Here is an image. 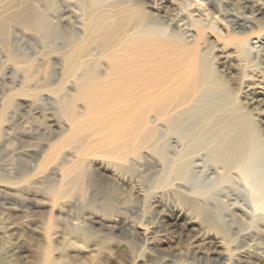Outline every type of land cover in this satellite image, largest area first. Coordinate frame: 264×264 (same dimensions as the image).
Listing matches in <instances>:
<instances>
[{
    "label": "bare ground",
    "instance_id": "1",
    "mask_svg": "<svg viewBox=\"0 0 264 264\" xmlns=\"http://www.w3.org/2000/svg\"><path fill=\"white\" fill-rule=\"evenodd\" d=\"M206 3L214 5L213 0ZM154 5L140 0H0L1 48L10 49V37L13 39L16 30H23L31 60L60 66L59 71L50 69L33 81L34 84L27 83L25 89L8 87L10 93L4 99L2 96L0 102V145L7 133L1 127L6 111L26 103L15 97H30L32 114H43L36 104L42 97L32 90L38 87L40 92L51 95L55 113L66 119L58 123L54 131L57 139L48 144L50 151L42 158V162H49L60 149L68 148L59 162L50 167L55 175L60 173V182L83 192L88 159L96 155L107 158V165L116 172L114 180L122 185L143 180L145 170L149 173V168L155 170L165 163L174 183L166 192L183 208L188 221L193 218L204 227L201 234L204 239L209 238L215 244L214 237L217 238L224 249L219 255L228 253L224 258L228 264H264V215L250 210L251 205L247 210L233 202L228 204L226 197L206 195V191L195 189L191 183L197 168L195 163L200 160L204 167L199 168L224 177L220 182L235 199L244 202L250 199L255 203L261 196L264 198L263 191L261 195L255 194L263 188L264 165L250 141V128L239 127L240 119L233 110L223 111L228 105L227 95L219 87L217 78L211 76L202 54V45H207L206 26L193 24L191 39L184 38L176 33L183 29L167 15L150 16L146 8H155ZM222 7L220 12L229 26L224 40L234 38L235 34H246L252 28V22L238 13L231 1H224ZM221 38L217 36V40ZM13 55L11 58L21 62ZM26 63L20 65L25 75L32 69L31 62L26 60ZM32 79L35 77L29 78L28 74L19 82ZM217 111L226 113L225 120L219 119ZM15 112L10 111L8 115L14 116ZM41 126L48 128L51 124L45 122ZM54 187L48 183L45 188L53 193ZM166 192L161 191L159 195ZM66 194L67 191H60L51 198L57 201ZM14 195L6 189L0 190L2 201L11 200ZM135 195L141 192L136 191ZM152 202L154 206L163 205L157 196ZM174 215L168 224L172 228L180 227L184 220L179 213ZM159 223L157 219L153 222L151 233L165 235L166 229ZM4 227L5 230H0V240L6 236L8 227ZM156 243L151 240L147 248L153 252L158 250ZM52 250L53 246L49 245L37 264H56ZM251 256L253 260L249 259ZM10 257L8 260L4 257L0 264H13Z\"/></svg>",
    "mask_w": 264,
    "mask_h": 264
},
{
    "label": "rangeland",
    "instance_id": "2",
    "mask_svg": "<svg viewBox=\"0 0 264 264\" xmlns=\"http://www.w3.org/2000/svg\"><path fill=\"white\" fill-rule=\"evenodd\" d=\"M140 1L154 3L155 8H146L150 16L159 18L167 15L173 19V23L183 29L182 32L177 30L176 33L184 38L191 39L193 24L206 26L207 45H202V54L205 62L208 63L211 76L217 78L219 87L227 95L229 107L226 105L227 108L223 111L233 110L240 119L239 127L247 130L250 128L248 130L251 135L250 141L257 148L256 156L259 162L264 165V0H227L232 2V7L239 14L252 22V28L247 29L246 34H235L237 37L233 35L234 38L229 40L223 39L229 26L225 15L220 12L226 0H213L214 5L207 4L206 0ZM217 36L222 38L217 40ZM9 41L10 49L0 46V102L10 93L9 88L12 86L14 90L25 89L27 83L34 84L36 79L46 75L50 69L60 70L58 64L38 63L31 60L32 54L23 30H16L15 36L13 39L10 37ZM32 46L35 50L38 49L35 44ZM13 54L17 55L21 62L16 58L13 59L14 57L11 58ZM26 60L32 64L31 71L26 75L29 74V78L31 76L35 79L21 84L19 81L26 78V75L22 73L20 65L27 64ZM5 68L10 70H4ZM32 72L34 73L31 74ZM37 89L39 88L32 87V90L38 92L35 94L42 97L41 101H36V104L39 106L40 114L42 112L43 114H32L34 110L32 111L33 108L29 103L32 99L18 96L15 100L26 102L25 105L22 104L16 110L9 108V112L16 111L15 115H8L7 110L6 121L4 120L1 126L7 133L0 145V190L6 189L15 195L11 200H0V230H5L4 226L8 227L6 236L0 240V260L4 257L8 260L12 256L13 264H37L50 245L54 249L51 251V256L56 264H228L224 258L229 254L224 252V256L219 255L224 249L219 245L217 238L209 235L214 237L215 244L209 241V238L204 239L202 236L204 227L193 218L188 221L183 208L179 203L177 204L171 194L166 192L174 187L172 186L174 183L173 175L165 168V163L162 167L167 170L166 174L162 167L155 170L149 168V173L145 170L142 174L143 180L138 179L132 182V185H122L114 180L116 172L110 169L109 164L107 165V158L96 155L88 159V176L84 180L83 192L78 187L60 182V173L55 175L50 167L53 163L59 162L68 148L60 149V152L49 162H42V158L50 151L48 144L57 139L54 131L57 130L58 123L66 119L55 113L51 95H46V92ZM217 113L220 120L225 118L226 113L223 114L222 111ZM40 122L42 124L48 122L51 127H43ZM69 159L73 160L71 157ZM201 162L196 161L197 168L191 179L195 189L206 191V195L211 193L214 196H222V199L226 197L227 199L224 200L228 204L233 202V205L247 210L251 205L250 210H256L257 213L264 215L262 196L256 200V205L251 203L250 199L248 202L245 201L246 203L241 199H235V196L220 182L224 177L212 173L207 168L205 170ZM200 166L203 167L199 168ZM124 176L128 177L127 174ZM117 181L119 182L118 179ZM262 182L264 183L263 176ZM48 183L54 184L53 193L45 188ZM261 186L263 188L257 189L256 196L259 195L257 193L262 194L260 191L264 192V184ZM136 187L141 189L138 190ZM64 190L67 191L66 196L53 201L51 196ZM183 190L188 193L187 190ZM136 191L141 192V195H135ZM161 191L166 193L160 196ZM156 196L163 205L154 206L152 200ZM140 198L141 202H139ZM133 203L135 205H132ZM149 206L153 209L150 210ZM135 209L136 212L138 211L137 215ZM178 213L180 219L184 220L183 224L172 228L168 221ZM156 219L162 229H166V236H156L155 232L151 233L152 224ZM211 233L215 235L213 231ZM151 240H156L158 245V250L154 252L147 248V243ZM249 259L254 258L251 256Z\"/></svg>",
    "mask_w": 264,
    "mask_h": 264
}]
</instances>
